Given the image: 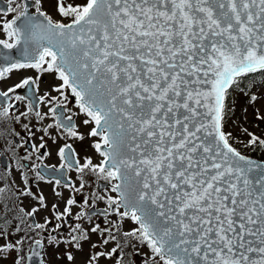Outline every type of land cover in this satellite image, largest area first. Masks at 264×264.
I'll list each match as a JSON object with an SVG mask.
<instances>
[{
    "label": "snow or ice",
    "instance_id": "6c2138e0",
    "mask_svg": "<svg viewBox=\"0 0 264 264\" xmlns=\"http://www.w3.org/2000/svg\"><path fill=\"white\" fill-rule=\"evenodd\" d=\"M42 5L43 0H21L6 10L16 15L0 21L7 37L0 46L19 47L21 58L0 53L5 61L0 80L25 68L53 75L59 81L52 86L57 95L45 93L41 99L48 104L63 101L47 113L31 103L20 113L25 118L34 113L38 121L49 113L54 118L42 129V142L32 148H45L44 136L55 143L49 132L53 128L61 137L95 138L91 147L102 158L98 163L85 157L81 164L71 144L59 148L58 155L68 167L75 166L81 181L78 188L63 187L82 193L85 177L95 175L109 181L116 195L105 188L83 194L82 203L70 195L63 212L52 205L57 223L49 228L47 217L44 223L35 222L40 209L47 208L45 197L26 187L20 195L33 197L39 206L18 209L23 215L15 217L19 223L13 235L24 233L19 239H9L10 220L0 225L5 241L0 257L15 251L14 264H31L33 257L45 264L37 250L44 248V239L36 236L46 231L49 245L63 243L77 252L91 234L101 240L90 249L114 242L109 250L90 251L85 264H100L101 258L122 264L129 245L150 250L143 264H264V159L243 154L224 127L228 90L249 74L264 73V0H55L59 20ZM31 85L36 79L26 77L0 97ZM70 97L85 117L82 124L90 126L86 135L72 116L63 114ZM0 105V119L19 122L20 116L10 113L15 105L7 100ZM256 119L264 121V116L257 114ZM242 131L248 136L245 148L264 150V138L247 128ZM34 174L45 180L41 172ZM21 177L28 185L26 175ZM53 193L62 195L55 187ZM97 201L106 207L89 211ZM73 206L80 208L74 216ZM93 216H103L106 226L95 223ZM25 217L33 222L21 227ZM125 221L132 225L127 231ZM65 228L67 235L58 238ZM25 246L31 254L19 255ZM64 255L70 264L75 261L72 251Z\"/></svg>",
    "mask_w": 264,
    "mask_h": 264
},
{
    "label": "flooded vegetation",
    "instance_id": "af4514ba",
    "mask_svg": "<svg viewBox=\"0 0 264 264\" xmlns=\"http://www.w3.org/2000/svg\"><path fill=\"white\" fill-rule=\"evenodd\" d=\"M3 5L6 6V9H3V7L0 6V13L5 16V19L11 20L16 13H7L6 10L9 7H16L18 4H21V0H15V2H10V0H3ZM31 11L35 12V8L32 7ZM2 32V30H0ZM0 39H7L6 35L5 37L2 36ZM0 66H3V64L0 62ZM33 77L36 79V85H31L26 88H20L16 89V91L9 92L8 97L4 100H7L8 104L15 105L14 108L10 109V113H12L14 116H20V113L26 112L27 107L29 103H31L34 107V103L31 100V98L27 95L26 92H33L35 95V100L37 104V110H39L42 114L47 113L46 110L47 106L52 107L57 103H61L63 101V98H61L60 101H53L52 104H48L46 102V99L42 100V97H45V93H51L52 96H56L57 93L52 92V86L56 83H59V81H56L54 79V76L48 73H40L37 72L36 69H18L13 70L11 73L7 75V77L3 80H0V92L7 91L10 87H13L17 83H19L21 80H23L26 77ZM38 77V79H37ZM46 77L48 80L46 81ZM51 82L52 85L49 84V87L46 88L44 84H48ZM32 89V90H30ZM23 96L25 99L23 100H17L16 96ZM71 100V103H67V107L64 110L63 114L64 116H72V121L77 126V129L84 133L85 135L89 131L90 126H86L82 124V121L84 120V115L79 112V110L75 106V99L69 98ZM1 101V100H0ZM1 106V105H0ZM35 108V107H34ZM48 108V110H49ZM70 109V111H69ZM58 113L60 112V109L57 110ZM54 118L49 113V116L46 117L42 121H38V119L35 117L34 113H29L28 117L25 118L23 116H20L19 122H17L14 118H3L0 119V176L3 172L8 176H5L2 179L5 182L2 184L0 188H4V192L0 193V225H4L5 220H10L11 223L6 225L7 231L10 229H13L12 231H9V238L10 240H13V232L15 229V226L19 223V220L15 217L17 215H23V213H19V208H24L25 211H30L34 207L39 206L38 200L34 199L31 196H25L20 195L21 192L25 191L26 187H30L31 191L36 194H41L42 192L39 191V188L44 187V184L51 180L53 182L56 191L61 193L60 189H66L68 188L63 187L64 184H74L80 186L81 181H79L78 176L80 175L75 171V166L68 167L66 160L61 159V157L58 155V150L60 147H63L65 143L71 144L72 148L75 150L76 158L80 160V163H84L85 157H91L95 163H98L101 157H99L98 153L95 152V150L91 147L92 139L95 138H86L81 141L72 137H68L66 134L65 136L61 137L60 135H57V130L55 128L49 129V132L51 135L56 136L55 143L52 139H50L48 136H44V142L46 143L45 148H37V150H34L32 148V145L35 144L39 146V144L42 142L39 138L44 135L42 129L47 127L48 124L53 123ZM34 123V124H33ZM28 124V126L31 127L28 129H25L24 125ZM33 124V125H32ZM29 129L31 130V133H35V135H31L29 132ZM37 129H41V131H37ZM16 133H19L17 136ZM67 151V149H66ZM31 154V155H29ZM3 156L7 159L6 164L3 161ZM28 156V159H24V157ZM5 164L6 166H4ZM63 165V166H62ZM39 166V167H36ZM47 167L54 168L55 170H58L61 172H65V178L68 180L65 182L61 178H50L48 177L44 170ZM35 172H41L42 175L45 176V180L40 181L41 185L39 187L38 179L35 176ZM26 175L28 178V185H25L23 183L21 174ZM85 179L88 181L85 191L89 194H91V189L89 188V185L92 188V182L95 190L97 193L103 192L105 188H108L109 181H105L103 179H99L95 175L86 176ZM60 180L61 181V187L60 189L57 188L55 181ZM70 181V182H69ZM111 183H115V181H111ZM43 196L45 197V203H46V194L43 190ZM108 194H111L115 196V193L110 192V188H108ZM77 201H80L83 199L82 195H76ZM30 205V206H29ZM27 206L29 208L27 209ZM106 205L103 201H97L95 204V208H105ZM94 208V209H95ZM43 208L40 209L42 211ZM46 210V208H45ZM58 210L60 212L61 209ZM40 211L35 216V222L37 223H44V218H40ZM93 211V210H90ZM54 217V215H52ZM31 223L33 222L32 218ZM104 220V218L102 217ZM102 220V221H103ZM26 223L24 225H21V227H25L26 224H30L28 221V217H25ZM77 221L70 220V223H76ZM101 222V221H100ZM53 222L50 227H52ZM87 227H90V225L86 224ZM36 232H41V230L37 229ZM17 234V233H15ZM21 236L24 235V233H18ZM55 233H52L54 235ZM30 235H35V233H30ZM48 233L45 231L43 232L42 236H36V239H44L45 236H47ZM2 242L1 244H3ZM45 244V242H44ZM27 246H25L26 248ZM31 250V248H29ZM29 251L25 253V256L28 254Z\"/></svg>",
    "mask_w": 264,
    "mask_h": 264
},
{
    "label": "rangeland",
    "instance_id": "374dc122",
    "mask_svg": "<svg viewBox=\"0 0 264 264\" xmlns=\"http://www.w3.org/2000/svg\"><path fill=\"white\" fill-rule=\"evenodd\" d=\"M83 0H66V3H82ZM42 9L46 11L49 15L53 17L54 20H59L61 17L57 14L55 10V0H43V5ZM5 19V16H3L2 13H0V21H3ZM65 22L67 20L65 19ZM5 37L4 32H0V37L2 38ZM258 81L253 83V86L251 89L247 91L243 90H235L234 92V107L232 108V111L228 117L227 124L229 126V130L232 133V135L236 137H242L244 145L246 141H248V136L246 133L242 131V129L247 128L249 132L255 133L258 136H261L264 138V121L256 119L257 114L264 116V80L261 79V77H256ZM48 78L46 77V81ZM49 82L48 84H44L46 88L49 87ZM255 95L257 97L256 101L252 102L251 97ZM49 106H47L46 110L48 111ZM34 124V123H33ZM32 124V125H33ZM29 127V126H28ZM31 127V125H30ZM29 127V128H30ZM261 153V158L257 159H263L264 156V150L259 149ZM5 172L2 173L0 176V187L2 184L5 182L2 179L7 176ZM8 178V176H7ZM80 181V180H79ZM92 182V188H94ZM39 187L41 185L40 180L38 181ZM54 183H48L46 182L44 184L43 190L45 191L46 194V204L47 208L42 209L40 211L39 215L40 218L43 219L47 217L49 220L53 222L52 227L57 223L55 218L51 215L52 213V205L57 204L59 209L61 211H64V206H65V200L70 196L76 195H82L83 194H89L84 190H82V193H74L72 189L68 188L69 190L66 189H60L61 185L57 186L58 189L61 190L62 195L61 196H56L53 193V188H54ZM75 187H79L78 185H75ZM86 188V187H85ZM89 188L92 191H95L94 189L91 188L89 185ZM56 189V188H55ZM42 187L39 188V191L42 192L43 194ZM44 195V194H43ZM76 198V197H75ZM80 203L83 202V199L78 201ZM30 206V205H29ZM27 206V209L29 208ZM94 211V209H92ZM80 211V208L78 206H73V216L75 215L76 212ZM90 211V210H89ZM103 216H93V221L95 223L101 224V227H105L106 225L104 224V220L102 219ZM114 218V217H113ZM103 220V221H102ZM29 223H31V219L28 218ZM101 221V222H100ZM76 223H79L77 221ZM131 222L125 221L124 224V230L127 231L131 227ZM49 226V228H52ZM84 227H87L85 224ZM13 229L8 230L12 231ZM55 235H58L57 233ZM67 235V229H61L59 230V235L60 236H66ZM20 234H15L13 239H19ZM47 237H44V242H45V262L46 264H70V262L67 261L66 256L64 255L65 251H72L74 256H75V261L71 262V264H85V261L87 260V257L89 255V252H95L97 250H109L111 247L114 246V242H111L109 245L105 246L104 249H90V244L91 243H97L101 240V238L96 235V234H91V239L88 242H83V251L82 252H77L75 249L72 248H66L63 247V243L60 244L58 248L49 245L47 242ZM10 239V238H9ZM2 242H5L3 239H0V244ZM133 243H135L133 241ZM30 249L28 247L25 248L24 252H21L19 255L25 256V253L29 251ZM147 254V256L145 255ZM150 250L147 247L137 245L135 248H133L131 245L126 247L124 249V259L122 260V264H143V261L147 259L148 256H150ZM17 257V253L15 251L11 252L10 254H6L5 257H0V264H14V261ZM21 264H24V261H21ZM100 264H115L114 260L113 261H108L105 260L104 258H101ZM151 264V262H150Z\"/></svg>",
    "mask_w": 264,
    "mask_h": 264
},
{
    "label": "trees",
    "instance_id": "16d2710c",
    "mask_svg": "<svg viewBox=\"0 0 264 264\" xmlns=\"http://www.w3.org/2000/svg\"><path fill=\"white\" fill-rule=\"evenodd\" d=\"M256 77H261V79L264 80V73L249 74L247 77L242 78L240 80L238 86H234L232 89H230L228 91V95H227L226 101H225L226 117H225V124H224L225 130L227 132H230L227 121H228V117L232 111V108L234 107V92H235V90H243L244 92L245 91L248 92L251 89V87L253 86V83L258 81V79ZM241 141L243 143L242 137H236L235 140L233 141V143L236 147L239 148L240 151H242V153L249 155V156H252V157H255V158H261V156H260L261 153H260L259 149H256L255 151H253L251 148H245L244 145H242V143H238ZM244 143L246 144L247 141ZM263 159H264V156H263Z\"/></svg>",
    "mask_w": 264,
    "mask_h": 264
},
{
    "label": "water",
    "instance_id": "95a60500",
    "mask_svg": "<svg viewBox=\"0 0 264 264\" xmlns=\"http://www.w3.org/2000/svg\"><path fill=\"white\" fill-rule=\"evenodd\" d=\"M0 6L3 7V9H6V6L2 4V2H4L3 0H0ZM5 3V2H4ZM30 12L31 11V8L29 9ZM34 13V12H32ZM46 43V42H45ZM0 53L4 54L5 56H9L12 58V60H16V59H20L21 58V53H20V49L19 47L15 48V49H5L3 48L2 46H0ZM0 62L4 65L5 61L3 59H0ZM35 98V96H34ZM34 107L37 108V104L34 103ZM253 158V157H251ZM253 159H256V160H261V159H257V158H253ZM3 161L4 163L6 164L7 162V159L3 156ZM5 164H3L4 166H6ZM51 171H56L55 173H51ZM45 174L49 177V176H60V175H56L58 172V170H55L54 168H51V167H47L45 168L44 170ZM65 172H62V178L64 179L65 182H67L68 180L65 178ZM58 178V177H57ZM70 182V181H69ZM99 210H103V209H97L95 211H99ZM38 251L41 252V256H42V249H37ZM31 254V253H30ZM28 254V255H30ZM43 258V256H42ZM40 257H33L32 261H31V264H40Z\"/></svg>",
    "mask_w": 264,
    "mask_h": 264
},
{
    "label": "bare ground",
    "instance_id": "6f19581e",
    "mask_svg": "<svg viewBox=\"0 0 264 264\" xmlns=\"http://www.w3.org/2000/svg\"><path fill=\"white\" fill-rule=\"evenodd\" d=\"M1 3V2H0ZM31 90V89H30ZM27 93V95L31 98V100L33 101V103H36V100H35V98L33 97V95H32V93L31 92H26ZM5 99V97H0V100L1 101H3ZM1 106H4V105H1ZM50 172L51 173H55L56 171H51L50 170ZM59 173H57L56 175H60V176H53V177H58V178H61V179H63L62 178V172H61V170L60 171H58ZM64 180V179H63Z\"/></svg>",
    "mask_w": 264,
    "mask_h": 264
}]
</instances>
